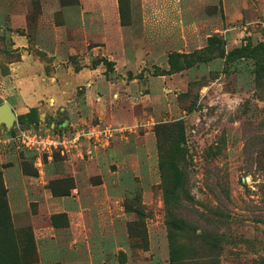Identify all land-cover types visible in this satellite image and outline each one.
<instances>
[{
    "label": "rangeland",
    "instance_id": "obj_1",
    "mask_svg": "<svg viewBox=\"0 0 264 264\" xmlns=\"http://www.w3.org/2000/svg\"><path fill=\"white\" fill-rule=\"evenodd\" d=\"M4 102L0 264H264V0H0Z\"/></svg>",
    "mask_w": 264,
    "mask_h": 264
},
{
    "label": "built area",
    "instance_id": "obj_2",
    "mask_svg": "<svg viewBox=\"0 0 264 264\" xmlns=\"http://www.w3.org/2000/svg\"><path fill=\"white\" fill-rule=\"evenodd\" d=\"M113 129L97 128V127H82L73 131L69 136L65 134H52L45 137L41 135H23L24 139L32 145H38L42 151H59L63 153L68 149L73 150L84 140L89 144L95 145L99 141H108L113 137ZM62 150V151H61Z\"/></svg>",
    "mask_w": 264,
    "mask_h": 264
},
{
    "label": "water",
    "instance_id": "obj_3",
    "mask_svg": "<svg viewBox=\"0 0 264 264\" xmlns=\"http://www.w3.org/2000/svg\"><path fill=\"white\" fill-rule=\"evenodd\" d=\"M16 119L15 112L12 107L4 102L0 104V126L4 125L6 129L12 127Z\"/></svg>",
    "mask_w": 264,
    "mask_h": 264
}]
</instances>
